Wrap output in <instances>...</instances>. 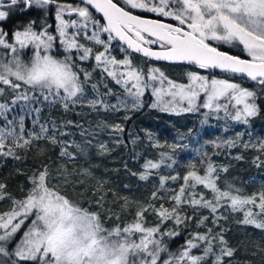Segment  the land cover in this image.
Wrapping results in <instances>:
<instances>
[{"label": "snow or ice", "instance_id": "obj_1", "mask_svg": "<svg viewBox=\"0 0 264 264\" xmlns=\"http://www.w3.org/2000/svg\"><path fill=\"white\" fill-rule=\"evenodd\" d=\"M20 5V11L33 5H55L59 23L52 32L48 27L34 30V22L11 34L0 29V119L4 122L0 126V157L20 159L16 149H27L33 141L45 139L60 145L61 157L75 159L76 154L68 150L69 142L58 139L67 135L63 127L74 122L61 124L51 117L41 122L45 104L48 108L60 104L65 112L85 103L97 112L139 110L144 106L145 92L150 90L154 97L150 107L162 112L180 114L206 109L202 124L207 123L209 114L219 117L223 112V118L247 125L259 114L256 100L258 93L264 95V0H0V21L8 19L9 10ZM103 34L107 38H102ZM113 41L126 46L120 48L124 58L112 55ZM223 45L239 48L240 54H229L222 50ZM132 53L146 60L194 66L195 70L186 71L184 81H177L159 67L145 70L134 64ZM89 60L94 63L92 72L99 69L102 76L110 77L122 87L124 96L111 89L101 92L92 83L94 95L88 98L85 87L92 72L85 71L81 64ZM201 70L239 74L256 87L249 89L234 79L205 75ZM113 95H117L115 104L105 99ZM17 106L22 113L18 118H9ZM32 114L33 128L26 131L25 115ZM75 126L84 135L83 126L78 122ZM97 126L109 127L115 133L124 131L120 124L101 121ZM242 136L237 133L236 139L222 143L235 147ZM86 142L91 144L90 140ZM71 143L83 152L81 145ZM156 146L161 147L158 143ZM243 146L264 154V140ZM99 147L106 150L104 144ZM169 147L175 150L188 145ZM202 149L203 145L196 151ZM253 162L258 167L264 165L260 156ZM173 164L175 160L161 152L158 162L145 161L140 179L148 180L152 170ZM202 166L203 174L191 164L183 177L160 176L158 191L170 193V208L163 203L159 208L151 204L138 207L132 222L111 228L105 226L99 213L82 207L59 190L47 165L30 177V189L23 199H11L4 191L6 186L0 184V201L8 198L12 203L8 211L0 213V257L6 258L0 259V264H226L225 258L233 257L235 250L224 239V229L213 233L206 228L172 252L164 237L178 233L162 232L161 227L168 220L181 224L190 219L180 212L183 205H189L208 209L214 224L226 219L219 209L228 208L242 214L240 223L264 230V185L251 194L228 182L221 187L216 166L210 161ZM220 171L226 172L227 168ZM61 174H66L67 183L71 173L62 166ZM178 179L182 180L178 190L165 187ZM200 186L209 190L210 199L196 192ZM152 199L164 197L153 192ZM149 209L158 216V224L147 225L144 214ZM207 220L208 216H204L198 223L204 225Z\"/></svg>", "mask_w": 264, "mask_h": 264}, {"label": "trees", "instance_id": "obj_2", "mask_svg": "<svg viewBox=\"0 0 264 264\" xmlns=\"http://www.w3.org/2000/svg\"><path fill=\"white\" fill-rule=\"evenodd\" d=\"M59 2L75 3L77 1L59 0ZM20 7L22 5L15 6L10 10L5 9L9 10L10 15L8 19L0 22V29L11 34L15 30H22L30 22H34V30L39 31L45 27H48L50 32L54 30L57 24L55 5H50L47 8H38L33 5L26 11H20ZM104 36L106 38V34ZM121 47L123 46L119 42L113 41L111 51L112 55L116 56L117 59H122L125 56V53L120 51ZM222 50L229 52V54H240L238 49L232 47H222ZM131 58L134 64L142 65L141 67L145 70L149 65H159L134 54L131 55ZM84 65H88L90 68L93 62H83L81 64L85 71L91 72ZM161 66L172 68V70L179 72L195 70L194 67ZM201 71L215 75L217 78H229L240 81L242 86L249 89L256 87L254 82L247 79L229 77L211 70ZM92 83H96L101 92H107L108 89H111L118 96L123 93L122 87L116 85L110 77L102 76L99 69L92 74L91 80L86 85L89 90H91ZM105 84L107 88L104 87ZM117 95L105 97V99L115 104ZM257 99L262 101L264 95L258 93ZM152 100L153 97L149 90L143 97L144 108L142 111L128 121L122 117V110L101 111L97 112V114L93 110H88V117H98L99 115L106 121L114 118V120L121 122L126 131H128L124 133L123 139L119 144H114L106 138L109 147L106 148L108 152L105 155L97 152L95 147H91L88 150L84 149L81 152L78 148L70 145L68 148L69 152L75 153L76 156L74 160H69L68 157L60 156V145H53L47 140L41 139L33 141L32 146L27 149H16L15 151L20 156V159L0 157V184L6 186L4 191L10 194L11 199H23L30 189V177L42 166L47 165L50 172H56L61 168V165H64L72 168V170L74 169V171H71V175L68 176V182L61 185V189H63L61 191L90 211L99 213L98 207L106 205V208H104L110 209L113 214L123 213L127 202L139 201L143 202L142 205H139L140 207H146L151 204L159 208L160 204L163 203L165 207L170 208L172 202L167 198L170 193H165L163 190L158 191L160 176L178 174L183 177L190 170L189 165L191 164H194L203 174L202 165H206L209 161L214 165H223V167L228 168L230 171L229 177L241 176L250 194L261 189L262 185H264V169H252L251 171L246 166L251 153L250 149H241L239 147L230 149L227 145H224L221 141L222 132L219 129L207 128L201 123V112L184 115L160 112L150 107ZM21 113L22 109L17 106L14 113L9 114V118H12V115H16L18 118ZM49 117L61 123V111L55 106L48 108L45 104L41 112V122H44ZM34 118V114L25 115L26 131L32 130V120ZM3 123V120L0 119V126ZM254 129L256 130V127ZM35 130L39 131L38 127ZM201 132L203 134L200 142H193L194 138L192 137ZM186 133L191 135L190 138H185ZM255 133L260 137L264 136V126L258 127ZM58 139L65 141L68 136H58ZM212 141L221 146L216 147ZM154 142L160 144L161 148H155ZM173 144L188 145V147L175 148L173 154L175 164L172 167L161 166L158 170H152V175L149 176L148 180H141L140 174L144 172L143 164L145 161L149 159L157 160L158 150H173L169 147ZM202 145V152L196 151L201 149ZM203 153L207 155L205 156ZM237 157L241 158L238 159ZM180 184H182V180L178 179L175 182L169 181L165 187L178 190ZM153 192H157V195L163 196L164 199H152ZM196 192H203L207 199L211 198L209 190L204 189L202 186L198 187ZM11 199L6 198L0 201V213L6 212L11 208ZM101 201L104 206L103 204L99 205ZM137 208H130L133 217L130 218L128 215L129 220L134 219ZM180 212L182 216H188L190 219L181 224L167 222L162 226V230L165 228L167 230L179 229L180 231V236L178 237H164L169 251L176 252L193 234L197 232L204 233L206 228H211L213 233L224 229V239L227 241L228 246L235 250L233 257L225 259L226 264H264V230L250 226L243 229L239 222L242 220L241 213L231 212L228 208H221L219 214H223L226 219H221L214 224V216L208 209L183 205ZM144 216L148 226L159 223L158 216L151 209L145 212ZM204 216H208V220L205 221L204 225H200L198 222ZM102 220L105 221L106 227L111 228L116 225L114 219L106 220L103 218Z\"/></svg>", "mask_w": 264, "mask_h": 264}, {"label": "rangeland", "instance_id": "obj_3", "mask_svg": "<svg viewBox=\"0 0 264 264\" xmlns=\"http://www.w3.org/2000/svg\"><path fill=\"white\" fill-rule=\"evenodd\" d=\"M65 18H69V17L66 16ZM0 22H2V21H0ZM58 23L59 22L57 21V24ZM104 35L105 34H103L102 38L105 37ZM106 38H107V34H106ZM221 47L230 48V46H228V45H223ZM236 49H238L240 51L239 48H236ZM0 51H3V50L0 49ZM21 55H22V58H25V54L24 53H22ZM85 62L89 63V62H93V61L89 60V61H85ZM85 66L89 68L88 65H84V67ZM93 66H94V63L89 68L91 72H92ZM153 66L159 67L171 79H174V80H177V81H181V82L184 81V79H185V72H179V71H176V70H172V68L164 67V66H161V65H155V64L149 65V66H147V69L150 68V67H153ZM187 71H191V70H187ZM95 72H92V74H94ZM202 74L208 75L207 72H204V73L202 72ZM226 79H229V78H226ZM235 82L242 84V82H240V81H236L235 80ZM85 91H86V94L88 95L89 99L93 97L94 93H92V91L89 90L87 87H85ZM146 92H145V94H146ZM119 96H121V97L124 96V92L122 94H120ZM153 102H154V97H153L152 103ZM256 103L258 104V106L260 108L259 114L257 116H255V117L251 118L249 124H247V125L242 124L240 122H236V121L230 120V119L223 118L224 117L223 112H221L219 114V117H217L216 114H209V116L207 118V123H203L204 127L219 129L222 132V135H221V141L222 142L230 140V139H236L237 138V133H243L242 138H240L238 140V143L236 144V146L235 147H229V148L233 149V148L239 147L241 149H250L251 150L250 157L247 160L248 164H246V166H248L247 169L251 170V171H252V169L253 170L264 169V165H261V166L258 167L253 162L255 157H257V156H260L261 159L264 160V154H262L260 151H258L255 148H252V147L245 148L243 146L244 144H258L260 141L264 140V136L260 137V136H258L255 133L258 127L264 126V99L262 101H259L257 99ZM55 107H57L58 110L61 111L60 122L62 124H63L64 121H68V120H71V121L74 122L73 124L66 125L65 127H63L64 132H66L67 136H68V139L66 141L69 142V146L71 145V146L75 147V145H73L71 143L72 141H75L76 144L81 145L83 150L84 149L88 150L91 147H95V150L97 152H101L103 155H105L108 152V149L102 150L99 147V145L100 144H104V145H106V148H108L109 146H108V140L107 139L111 140L114 144H119L122 141V139H123L124 133L128 132V131H126L124 125H122L121 122H118L117 120H114V118L111 119V120L106 121L99 115H98V117H91V118L88 117V115H87L88 114V110H91V109L87 106L86 103L83 104V105H73L71 107V110H69L67 112H65L63 110V108H62V106L60 104H56ZM143 108H144V106L142 108H140L139 110L121 109L123 111L122 117L125 118L128 121L131 118H133L137 113L141 112ZM156 110L160 111L159 109H156ZM160 112H162V111H160ZM199 112H201V114H202V121H203L205 119L204 113L207 112V110L206 109H201ZM94 113L97 114V111H94ZM192 113H198V112H185V113H180L178 115L192 114ZM126 117H128V118H126ZM101 121L106 122L109 125L110 124H120L123 127L124 131H123V133H115L109 127H104V126L98 127L97 125ZM76 122H78L80 125H82L83 128L86 130L84 135H81V129L75 126ZM254 127H256V130L254 129ZM89 132H91L92 135H89L88 134ZM202 134L203 133L201 132L200 134L194 135L192 137V138H194L193 142H195V143L196 142L197 143L200 142V139L202 138L201 137ZM185 135H186L185 138H190V136H191V135H188V133H186ZM88 140L91 141V144H88L86 142ZM156 144L157 143L154 142V147L155 148L157 147ZM224 145H226V144H224ZM159 148H161V147H159ZM161 152L168 153L173 159L174 150H167V151L166 150H158V158L154 162H158L159 161ZM167 163H170V161H166V164ZM62 166H64V165H61V168L58 171L51 172L52 176L55 177V180L53 181V183H57V186H58L59 190H63V189H61L62 188L61 185L63 183H65V175L66 174H61L62 173ZM162 166H164V165H162ZM215 166H216L217 171L219 173L218 184L221 187L224 186L225 182H228V183L234 185L235 187L240 188L243 193L250 194L248 192L247 187L245 186V183H244L243 178L241 176L235 175L234 177H229L228 174H229L230 171H229L228 168H227V171L224 172V171H220V169L225 168V167H223V165H215ZM64 167H66L68 173H71V171H74V169L72 170V168H69L68 166H64ZM68 176L69 175H67V178H68ZM102 204L104 206V203L101 201L99 203V205L101 206ZM142 204H143L142 201H139V202H127V204H126V206L124 208V212L123 213H118V214H113L112 211H110V209H105L106 205L104 206L105 208L104 207H98V211H99V214H100L102 219L103 218H105L106 220L114 219L116 224H120L121 226H123L124 224L130 223V222L133 221V220H129L128 219V215L130 216V218L133 217V214L131 213L130 208L131 207H136L137 208V207H140L139 205H142ZM117 217L119 219H117ZM242 219H243V217H242ZM167 222H171V223L176 224L175 221H173V220H168ZM167 222H165V223H167ZM240 224H241L243 229H245V228H247L249 226L250 227H254L252 225H245L243 223H240ZM23 231H24V229L22 228L21 232H23ZM161 231L162 232L173 231V232L178 233V235L172 236L173 238L180 236L179 229H177V230L168 229L167 230V229L164 228L162 230V227H161ZM19 235H20V233L17 234V237H19ZM217 247H218V245H217ZM193 251L196 252V250H193ZM0 259H6V258L0 257Z\"/></svg>", "mask_w": 264, "mask_h": 264}, {"label": "water", "instance_id": "obj_4", "mask_svg": "<svg viewBox=\"0 0 264 264\" xmlns=\"http://www.w3.org/2000/svg\"><path fill=\"white\" fill-rule=\"evenodd\" d=\"M75 1L78 2V0H75ZM96 14H97L98 16L101 15V14H99V13H96ZM149 15H151V14H149ZM119 43H120L123 47H126V46L123 45L122 42H119ZM129 51H130V50H129ZM132 54H134V55H136V56H138V57H141L142 59H145V58H143L140 54H136V53H132ZM145 60H146V59H145ZM147 61H150V62H152V63L159 64V65H165V66H185V67H194V66H190V65L173 64V63L166 62V61H154V60H147ZM211 71H213V72H215V73H218V74L225 75V76H229V77H237V78H241V77L239 76V74H236L235 76H233L232 74L223 73V72H221V71H219V70H211ZM241 79H244V78H241Z\"/></svg>", "mask_w": 264, "mask_h": 264}]
</instances>
